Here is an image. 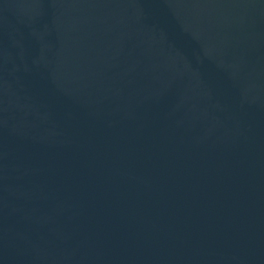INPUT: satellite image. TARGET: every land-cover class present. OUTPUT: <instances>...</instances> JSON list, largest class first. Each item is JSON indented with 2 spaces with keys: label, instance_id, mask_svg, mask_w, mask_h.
<instances>
[{
  "label": "water",
  "instance_id": "obj_1",
  "mask_svg": "<svg viewBox=\"0 0 264 264\" xmlns=\"http://www.w3.org/2000/svg\"><path fill=\"white\" fill-rule=\"evenodd\" d=\"M0 264H264V0H0Z\"/></svg>",
  "mask_w": 264,
  "mask_h": 264
}]
</instances>
